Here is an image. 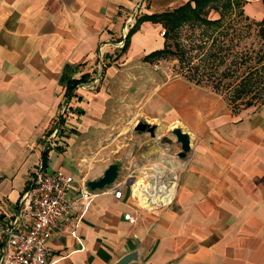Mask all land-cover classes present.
I'll use <instances>...</instances> for the list:
<instances>
[{
	"label": "crops",
	"instance_id": "0c3cea01",
	"mask_svg": "<svg viewBox=\"0 0 264 264\" xmlns=\"http://www.w3.org/2000/svg\"><path fill=\"white\" fill-rule=\"evenodd\" d=\"M190 1L0 0V222L13 217L46 154L47 172L72 175L78 189L123 166L83 217L80 241L74 218L55 227L51 263L115 264L140 250L131 264H264V103L235 110L186 78L127 89L144 83L145 57L165 47L164 27L147 21L119 50L128 20ZM92 82L96 89H82ZM72 99L69 133L52 137ZM137 121L156 125V137L133 139ZM177 128L190 137L185 158ZM163 180L175 183L172 201L140 206L137 189Z\"/></svg>",
	"mask_w": 264,
	"mask_h": 264
},
{
	"label": "trees",
	"instance_id": "16d2710c",
	"mask_svg": "<svg viewBox=\"0 0 264 264\" xmlns=\"http://www.w3.org/2000/svg\"><path fill=\"white\" fill-rule=\"evenodd\" d=\"M246 5L247 3L243 0H192L174 11L145 15L139 18L135 26L130 30L124 50L130 45L131 36L140 29L141 24L150 21L159 23L164 27L165 47L146 56L144 60L154 63L155 59L168 54L169 56H178L180 62L192 64L194 57L188 56L190 50L184 48L180 42H173L175 50L171 49L170 40L172 36L178 34L179 29L184 25L205 27L208 29L207 33H205L206 36H209L208 39L206 41L202 39L199 46L192 44L191 47V50H198L196 56L203 58V61L201 65L194 69L193 76H187V80L190 79L189 81L192 82L196 79L197 85L206 80H216L215 85L217 88H225L230 87L231 84L222 81L226 77L224 74L229 75L232 72L238 74L241 71L244 74V78L237 85L234 100L237 101L249 97L246 108L258 105V102L254 101L255 99H261L259 104H262L264 103V15L260 20L251 18L246 13ZM261 5L264 12V0H261ZM235 8L238 11L236 12V17H233L232 14ZM213 13L219 16L214 19L210 18ZM229 14L231 15L227 17ZM227 18H230L229 22H233L226 23ZM242 22H246V25H241ZM250 36L253 37V42L248 45ZM209 39L213 40V42L208 46L209 43L207 41ZM235 44L241 47L238 53L240 62L238 61L239 63L235 67H228L226 71L222 72L224 74L215 75L220 72L218 64L224 63L222 60L229 56ZM219 59L220 61L217 63ZM189 68L191 67L189 66ZM85 80L86 78L83 77L80 80L72 81L68 87L69 93L73 92L75 87ZM48 160V154L44 155L45 165Z\"/></svg>",
	"mask_w": 264,
	"mask_h": 264
},
{
	"label": "built area",
	"instance_id": "2783aa9c",
	"mask_svg": "<svg viewBox=\"0 0 264 264\" xmlns=\"http://www.w3.org/2000/svg\"><path fill=\"white\" fill-rule=\"evenodd\" d=\"M135 23V18L131 17L127 22V29H132ZM126 39L127 37L117 45L119 50L125 48ZM94 82L82 86V89H96L97 85ZM75 101L72 99L67 102L63 109L64 122L52 130L50 134L52 137L63 139L69 133L66 123L74 116ZM112 190L116 198H121L122 188L118 186ZM166 191H169V195H166L164 202L152 203L156 195H164ZM100 192L101 190H91L87 187L78 189L72 175L63 172L48 173L42 162L33 172L26 190L16 204L13 217L0 222V249L2 250L0 264H53L48 259V243L54 236L55 227L64 219L74 218L75 229L71 234L80 241L77 230ZM136 193L139 205L157 208L172 201L175 183L163 180L158 185L148 184L139 187ZM139 196L148 197L149 204L142 205L139 202ZM77 208L80 213L73 217ZM125 219L132 224L137 222V219L130 214L125 215Z\"/></svg>",
	"mask_w": 264,
	"mask_h": 264
},
{
	"label": "rangeland",
	"instance_id": "374dc122",
	"mask_svg": "<svg viewBox=\"0 0 264 264\" xmlns=\"http://www.w3.org/2000/svg\"><path fill=\"white\" fill-rule=\"evenodd\" d=\"M244 2L247 3L245 10L247 15H249L251 18L253 19H258L259 15L261 14V11H263L262 5L257 3L256 1L258 0H243ZM260 1V0H259ZM247 6H249L247 8ZM238 10H236V8L233 11L232 16L236 17V12ZM231 14L227 15V17H229ZM219 15L216 13L211 14L210 18H217ZM230 20V18H227V22L228 23ZM233 21H230L229 23H231ZM228 23V24H229ZM246 22H242L241 25H246ZM248 24V23H247ZM239 25V24H238ZM240 25V26H241ZM208 29L205 27H198V26H194V27H190L189 25H184L183 27H181L178 31L177 35L172 36V39L170 40V46L171 49L175 50V46L172 44L173 42H180L181 44H183L184 48H186L189 51L188 56H192L194 57V61L192 64H187L186 62H180V59L178 56H169L168 54H166L164 57H160L154 60V63H151L149 66H146L145 68V75L143 77H145L144 83L140 84V83H136L135 85L131 86V85H127V89H131L133 92L135 91H139L137 89H148L152 84H153V77H157L158 82L162 83V82H167L169 80H173L176 78H188L187 76H193L194 75V69H196L199 65H201L203 58H199L198 56H196L198 53L197 49H193L191 50L192 44H196L199 46V44H201V40L204 39L205 41L208 39L209 36H206L205 33H207ZM204 36V37H202ZM252 36L249 37L248 40V45H251L253 40H252ZM178 40V41H177ZM225 41V40H224ZM209 44L208 46L213 42V40H208L207 41ZM169 46V47H170ZM240 46L238 47L236 44L234 45V48L232 49L231 53L229 54V56H227V58L225 60H222L224 63H219L220 59L217 61V63H219V73L215 74H221L223 71H226V69L228 67H235L240 60H238V53L240 50ZM239 61V62H238ZM189 65L191 68H189ZM201 72V70H200ZM224 74V73H222ZM226 77L223 78V82L224 83H229L231 84L230 87H225V88H217L216 84V80H206L204 82H202L201 84H198L199 86H202L204 88H206L207 90H210L212 92H214L215 94H217L219 97L222 98V100L227 104V106H229L230 108L233 109H237V110H245L246 108V104H247V100L249 99V97L247 98H243L242 100H234V93L236 91L237 85L238 83H241L242 79L244 78V74L240 72L237 73H230L228 74H224ZM190 78V77H189ZM190 80V79H189ZM192 80V79H191ZM193 83H196V79L192 81ZM121 91H123V89H121ZM255 102H258V104L261 102V99H255ZM132 102H134V110H138V104L139 101L138 100H132ZM137 107V108H136ZM139 122H143V121H137L136 124L135 122L131 124V135L133 136V139H139V135H141V133L136 132L135 127ZM151 124V123H149ZM135 125V126H134ZM152 125V124H151ZM157 133V132H156ZM145 134V133H143ZM148 134V133H146ZM150 135V134H148ZM157 135V134H156ZM155 135V137H156ZM151 136V135H150ZM152 137V136H151ZM152 137V138H155ZM122 166V164H121ZM123 168V166L121 167ZM143 203V202H142ZM142 205H147L145 203H143ZM141 206V205H140Z\"/></svg>",
	"mask_w": 264,
	"mask_h": 264
},
{
	"label": "water",
	"instance_id": "95a60500",
	"mask_svg": "<svg viewBox=\"0 0 264 264\" xmlns=\"http://www.w3.org/2000/svg\"><path fill=\"white\" fill-rule=\"evenodd\" d=\"M136 132L141 134L148 133L152 137H155L157 126L151 125L146 122H139L135 127ZM177 142L181 144L180 157L185 158L187 153L190 151V137L188 134L184 133L181 129L177 128L173 131ZM121 174V166L118 164H112L105 171L104 175L98 179L89 181L87 188L91 190H104L108 187L113 186L118 180ZM141 260V251L135 250L119 259L115 264H131L134 262H139Z\"/></svg>",
	"mask_w": 264,
	"mask_h": 264
},
{
	"label": "bare ground",
	"instance_id": "6f19581e",
	"mask_svg": "<svg viewBox=\"0 0 264 264\" xmlns=\"http://www.w3.org/2000/svg\"><path fill=\"white\" fill-rule=\"evenodd\" d=\"M166 195H169V191H166V194L164 195H160V196L156 195L155 198L152 200V203L160 204L164 202L166 200ZM146 199L149 202L150 199L148 197H146Z\"/></svg>",
	"mask_w": 264,
	"mask_h": 264
}]
</instances>
